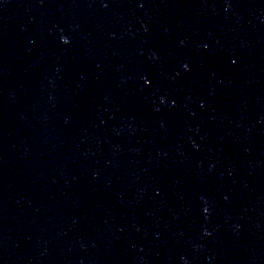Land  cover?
<instances>
[{
  "label": "water",
  "instance_id": "obj_1",
  "mask_svg": "<svg viewBox=\"0 0 264 264\" xmlns=\"http://www.w3.org/2000/svg\"><path fill=\"white\" fill-rule=\"evenodd\" d=\"M0 264H264V0H0Z\"/></svg>",
  "mask_w": 264,
  "mask_h": 264
}]
</instances>
